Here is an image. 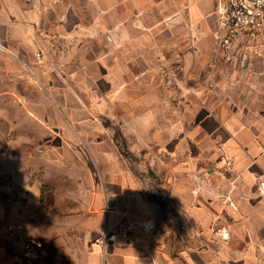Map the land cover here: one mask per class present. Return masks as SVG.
Segmentation results:
<instances>
[{
	"label": "crops",
	"instance_id": "crops-1",
	"mask_svg": "<svg viewBox=\"0 0 264 264\" xmlns=\"http://www.w3.org/2000/svg\"><path fill=\"white\" fill-rule=\"evenodd\" d=\"M217 10L218 0H0L9 69L27 66L16 48L24 47L50 62V92L41 80L48 71L36 76L47 95L68 92L60 79L89 83L83 118L64 101L66 120L43 132L24 109L19 132L0 135L22 146L2 155L0 180L20 196L34 187L35 204L48 184L53 207L34 232L0 231V264H15L28 238L44 243L41 264H264V36L239 41L226 61ZM3 77L5 109L21 110L12 96L32 84L10 70ZM139 124L151 142L162 125L169 158L150 196L113 142L123 125L141 141Z\"/></svg>",
	"mask_w": 264,
	"mask_h": 264
},
{
	"label": "rangeland",
	"instance_id": "rangeland-1",
	"mask_svg": "<svg viewBox=\"0 0 264 264\" xmlns=\"http://www.w3.org/2000/svg\"><path fill=\"white\" fill-rule=\"evenodd\" d=\"M1 35V33H0ZM19 53L26 54L29 58L25 66V63H18L13 62L11 63V68L9 69V65L7 62H3L0 58V90L5 89L4 84L8 85V82L3 81V76L5 74V70H10L11 73H14L16 77H18L19 81H23V76H25V79H28V83H31L32 86H25V84H21L22 87V93L21 95L16 94L13 95V99L19 104V106H24L21 110H18L14 107H9L3 103L5 102L3 98V94L0 92V135L5 134L9 136L10 134H14L19 132V130L16 128L17 123L19 122V116H22L21 113L27 111L32 112V115H29L30 117L35 119H40L42 124L43 132L50 131V128L58 129V127H51L52 121H54L55 124L59 123V120H64L65 113L62 109V104H65L71 108H73V118L76 120H79L85 116L86 113V105L85 100L87 99V96L85 92L88 90V80L84 79L81 76H78L76 78L69 79V83H67L66 79H60L62 80V85L67 86L68 84H71L68 87V92L64 94H46V90L50 92L49 85L54 83V79L51 78L50 74V62H38V58H34V60H31V52H27L26 48L24 47H16ZM5 47L0 43V55L6 53ZM39 55H36V57ZM35 57V56H34ZM36 59V60H35ZM16 65V66H15ZM43 69L44 71H48L46 77L42 78V83L45 86V88L42 87L41 83L39 82V79L36 78L38 75V71ZM10 73V72H9ZM92 80H98L95 78H92ZM56 81V79H55ZM6 82V83H5ZM24 82V81H23ZM22 82V83H23ZM26 83V81H25ZM57 83V82H56ZM3 86V87H2ZM9 86V85H8ZM7 86V87H8ZM28 87V88H27ZM31 87V88H30ZM34 87V88H33ZM105 88V87H103ZM6 90V89H5ZM85 90V91H84ZM48 92V93H49ZM6 95V94H4ZM58 95V97H57ZM27 98L26 101L31 102V108L28 109L27 104L24 103L22 97ZM50 96L53 97L54 103H50L47 99H50ZM177 97L178 95H174ZM58 100H57V98ZM160 98L161 95H160ZM177 99V98H176ZM174 101H177V100ZM61 100V101H60ZM85 101V102H84ZM67 102V103H66ZM85 105V107L83 106ZM58 105V106H57ZM4 106V109L2 110ZM51 107V108H50ZM31 109V110H30ZM2 110V111H1ZM53 110V112H52ZM179 110H176L177 113ZM125 112V109L123 110ZM14 113V116H11L12 122L9 120H6L7 114L12 115ZM34 113L37 114V117H34ZM130 113H135V111L128 110L127 115H124V117H129L128 115ZM163 110H157L155 111V116L158 118L163 117ZM28 114V113H27ZM40 114V116L38 115ZM138 117L140 118H146L148 117V111L144 109H139L137 111ZM28 117V115H26ZM66 120V119H65ZM38 123V122H37ZM15 124V126H14ZM38 127V126H37ZM123 128L116 127L112 129L113 134V142L116 146L122 161L124 164L128 167V170H130L131 174L137 179V182L144 186L143 192L144 195H151L146 190L147 186L154 185V183H160L163 180V168L164 166L169 164V158L166 157L168 154L166 152V143L163 142L162 138V125L156 126L157 133L159 135L156 136V140L151 142L148 140L147 135V127L146 125L139 124L138 129L141 136V141H134V139L131 137L129 133V127L122 126ZM23 132H29V133H36L37 128H28L26 129H20ZM160 130V131H158ZM42 132V130H41ZM70 132H74L73 129ZM8 138V137H7ZM40 145H43V142L39 143ZM0 160L2 161V155H15L17 152H20V149L22 148L19 143L14 142L13 140L10 141V138L8 139V142L0 141ZM24 145H26L24 143ZM29 150V149H27ZM25 151V149H24ZM7 152V153H6ZM31 152V151H30ZM32 154V153H31ZM34 156V154H32ZM0 166L2 167V163L0 162ZM0 167V168H1ZM36 179L40 180V173L33 175ZM5 179V178H4ZM4 179L0 180V231L6 229L8 232H13L21 229H26V231H36L37 227L41 228L42 222H43V214L44 210H46L45 213H50L53 209L52 207V194L50 191V186L48 184H41L39 187V203L35 204L34 201L29 202L31 200L28 199V195L34 193V187H32L31 191H26L27 197L20 196L19 191L15 188V184L13 182L3 181ZM14 187V188H13ZM154 192V191H153ZM156 194V192H154ZM144 223V222H143ZM8 227H12L11 229H8Z\"/></svg>",
	"mask_w": 264,
	"mask_h": 264
},
{
	"label": "built area",
	"instance_id": "built-area-1",
	"mask_svg": "<svg viewBox=\"0 0 264 264\" xmlns=\"http://www.w3.org/2000/svg\"><path fill=\"white\" fill-rule=\"evenodd\" d=\"M217 17L219 28L215 38L226 61L231 62L239 41L254 42L264 36V0H218ZM145 228L153 230L154 226L146 223ZM220 235L226 238L223 233ZM20 244L15 264H41L44 243L40 239L28 238Z\"/></svg>",
	"mask_w": 264,
	"mask_h": 264
}]
</instances>
